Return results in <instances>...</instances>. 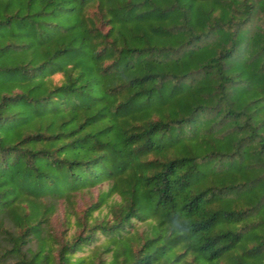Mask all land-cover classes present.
I'll list each match as a JSON object with an SVG mask.
<instances>
[{
	"label": "trees",
	"instance_id": "1",
	"mask_svg": "<svg viewBox=\"0 0 264 264\" xmlns=\"http://www.w3.org/2000/svg\"><path fill=\"white\" fill-rule=\"evenodd\" d=\"M0 264H264V0H0Z\"/></svg>",
	"mask_w": 264,
	"mask_h": 264
},
{
	"label": "rangeland",
	"instance_id": "2",
	"mask_svg": "<svg viewBox=\"0 0 264 264\" xmlns=\"http://www.w3.org/2000/svg\"><path fill=\"white\" fill-rule=\"evenodd\" d=\"M90 201V196H84L78 199V204L80 208H84L85 204Z\"/></svg>",
	"mask_w": 264,
	"mask_h": 264
}]
</instances>
